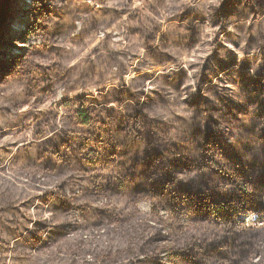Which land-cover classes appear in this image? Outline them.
Returning <instances> with one entry per match:
<instances>
[{
	"label": "trees",
	"instance_id": "16d2710c",
	"mask_svg": "<svg viewBox=\"0 0 264 264\" xmlns=\"http://www.w3.org/2000/svg\"><path fill=\"white\" fill-rule=\"evenodd\" d=\"M90 1L89 26L116 16ZM54 4L22 35L65 34ZM168 6L183 36L152 33L138 56L105 45L119 84L64 101L74 126L34 117L37 170L0 183V264H264V0ZM20 65L0 61V80Z\"/></svg>",
	"mask_w": 264,
	"mask_h": 264
},
{
	"label": "rangeland",
	"instance_id": "374dc122",
	"mask_svg": "<svg viewBox=\"0 0 264 264\" xmlns=\"http://www.w3.org/2000/svg\"><path fill=\"white\" fill-rule=\"evenodd\" d=\"M41 1L14 0L0 45V61L11 57L21 61L0 80V183L12 182L20 171L31 174L37 170L29 159L39 153L35 136L45 128L36 126L35 116L47 115V121L57 127L74 126L64 101L103 85L119 84L116 66L103 50L105 45L126 48L138 56L145 53L144 38L152 33L171 41L183 36L181 28L167 20L170 0H115L116 16L104 19L96 28L88 25L87 10L82 6L93 5L90 0H51L56 10L50 25L60 21L66 33L58 37L50 34L46 44H41L35 36L22 35L32 26L41 27ZM104 27L105 33L101 31ZM126 35L132 36L130 44ZM188 59L184 56L180 60ZM6 199L0 191V208ZM138 208L148 213L149 202H139ZM4 215L0 212V219ZM255 218L246 212L239 222L250 224Z\"/></svg>",
	"mask_w": 264,
	"mask_h": 264
}]
</instances>
